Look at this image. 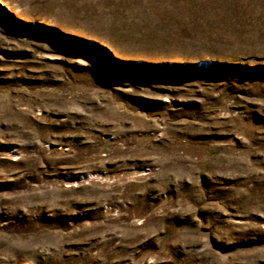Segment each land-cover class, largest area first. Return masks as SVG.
<instances>
[{"label":"rangeland","instance_id":"374dc122","mask_svg":"<svg viewBox=\"0 0 264 264\" xmlns=\"http://www.w3.org/2000/svg\"><path fill=\"white\" fill-rule=\"evenodd\" d=\"M0 264H264V0H0Z\"/></svg>","mask_w":264,"mask_h":264}]
</instances>
